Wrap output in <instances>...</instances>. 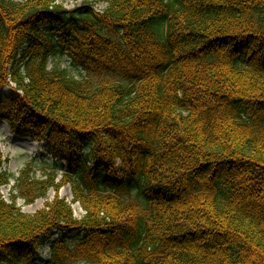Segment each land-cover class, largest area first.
I'll use <instances>...</instances> for the list:
<instances>
[{
	"label": "trees",
	"instance_id": "trees-1",
	"mask_svg": "<svg viewBox=\"0 0 264 264\" xmlns=\"http://www.w3.org/2000/svg\"><path fill=\"white\" fill-rule=\"evenodd\" d=\"M104 2L0 0V124L51 159L16 189L73 194H0V264H264V0Z\"/></svg>",
	"mask_w": 264,
	"mask_h": 264
},
{
	"label": "rangeland",
	"instance_id": "rangeland-1",
	"mask_svg": "<svg viewBox=\"0 0 264 264\" xmlns=\"http://www.w3.org/2000/svg\"><path fill=\"white\" fill-rule=\"evenodd\" d=\"M24 1V0H15ZM58 3L63 5L65 9L72 10L74 8L86 7L95 11H102L106 8L104 0H58ZM59 61L58 57H54L50 60V66L55 65ZM62 67H70L71 63L68 58H62L60 60ZM72 74H77L75 70L70 69ZM5 91H9L8 88ZM0 150L4 157V169L14 176L10 181V184L4 186L0 190V194L3 198L11 202L12 196H17V205L22 209L24 213L35 214L36 212L46 208L47 203L54 201L56 197L65 199L69 203L73 201V194L71 186H64L58 192L50 190L47 198H41L35 201L33 204H28L23 197H21L19 189H16V178L20 175L21 171L29 164H33L40 159H50L45 152V145L34 142L30 139H22L12 133L11 128L7 123L0 124ZM38 177H43V172L37 171ZM74 215L76 218L81 219L84 215L80 204L72 205ZM75 233L74 236H77ZM49 256V246L47 241L43 242V247L40 250L39 258L37 262H42Z\"/></svg>",
	"mask_w": 264,
	"mask_h": 264
}]
</instances>
